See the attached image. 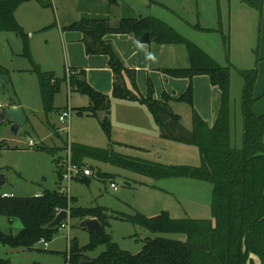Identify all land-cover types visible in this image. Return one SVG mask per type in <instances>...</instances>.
Segmentation results:
<instances>
[{
  "label": "rangeland",
  "instance_id": "374dc122",
  "mask_svg": "<svg viewBox=\"0 0 264 264\" xmlns=\"http://www.w3.org/2000/svg\"><path fill=\"white\" fill-rule=\"evenodd\" d=\"M51 1L53 3L51 8H43L34 1L25 3L15 15L29 35L34 62L41 71L53 72L62 81L60 90L55 95L52 111L45 110L38 75L30 61L23 56L22 38L13 32H0V65L9 71L0 78L2 107L0 111L17 104L22 106L26 117V123L20 127L17 135L12 134L10 122L0 124V141H4L7 148L0 152V177L4 176L6 181L0 189V194L9 192L14 196L26 197L58 190L61 185L55 160L65 157L63 149L69 140L72 145L101 149L109 147V140L99 121L85 114L80 115L76 110L88 107L89 98L79 92L69 94L68 85L64 81L67 68H71L67 58L69 39L67 36L62 37L59 27L73 23L80 17L76 14V8L80 5L83 8L93 5L97 9H108L113 21L122 16L134 15L160 19L180 35L203 48L219 65L229 66L231 76L233 75L234 94L231 96L233 118L236 108L238 107V110L241 108V97L235 95L237 80L242 82L238 71L256 68L258 79L260 78L259 81L264 87V19L263 17L261 19L259 12L241 3L240 0ZM116 44L117 49L124 52L125 60L131 66L135 63L140 67L139 70L135 67L127 68L135 72V81L130 79L128 72L124 75L129 87H133L134 83L144 94L152 87L156 99H163L164 91L172 94L174 89L177 90L175 92L178 93L177 96L181 95L180 91L185 89L183 81L171 78L163 73V70L189 66V56L184 44L166 46L154 41L141 44L137 40L129 41L128 38H119ZM176 52L185 56V61L179 60L177 64L174 63L173 55ZM149 53L154 54V60L148 59ZM146 65L147 72L144 71ZM205 104L207 108H204ZM169 105L175 114L181 116L182 125L192 129L191 107L187 103L177 101H170ZM67 106L73 107L74 111L70 122L64 125L59 118ZM201 107L205 116H209V106L205 100L199 106ZM66 125L70 126L69 132L63 129ZM185 126L184 128L188 129ZM236 134L237 131L233 128V141L240 146L242 137L237 138ZM31 141L35 147L29 146ZM168 144L170 145L168 154L162 153V156L128 148L115 150L168 166L186 165L185 163L193 164L194 167L201 165L198 148L172 141H168ZM37 146L54 149L56 153L52 155L50 152L39 151L36 149ZM182 150L193 153L187 155ZM85 163L95 176L71 183L70 195L75 199V203L71 204L75 207L86 209L101 207L108 210L110 216L116 214L133 216L141 213L146 217H155L166 211L175 219L212 220L214 187L210 182L187 177L155 179L110 163L92 159H86ZM101 174L108 177H102ZM112 182L117 185V191L111 187ZM65 211L69 212L70 208ZM80 223L79 220L71 219L61 226L50 241L46 240L49 245L47 250L40 244L43 239L36 242L32 249L11 248L0 242V261H5V264H66L64 254L68 251L69 238H77L81 246L90 242L91 234L81 229ZM21 231L23 226L19 219L10 220L0 216V232L3 235L17 236ZM106 232L121 249L132 254L142 251L146 239L186 240L183 234H155L139 225L113 217L109 219ZM104 251L105 247L100 246L95 251L87 253V256L95 259ZM255 260L258 263V259Z\"/></svg>",
  "mask_w": 264,
  "mask_h": 264
},
{
  "label": "trees",
  "instance_id": "16d2710c",
  "mask_svg": "<svg viewBox=\"0 0 264 264\" xmlns=\"http://www.w3.org/2000/svg\"><path fill=\"white\" fill-rule=\"evenodd\" d=\"M37 2L43 8L53 7L51 0H0V32H13L23 41L26 57L39 78L42 99L46 112L54 109V98L60 90L61 80L53 72H43L34 62L31 54L29 35L16 19V11L25 3ZM154 1V0H150ZM263 17L264 0H241ZM79 10H85L82 5ZM85 12V11H83ZM200 29V28H198ZM63 31L79 32L83 35L87 55H105L109 58V67L114 73L111 96L97 91L86 80L85 71H72L64 79L71 92L87 96L90 105L76 109L78 114L99 120L101 128L110 142L107 149L85 145H72L73 162L87 167L86 159L129 168L152 178L187 177L213 184L212 220L191 218L175 219L164 211L155 217H146L141 213L133 216L116 214L110 216L108 210L101 207L78 208L72 197L69 200L59 190L45 191L39 196H9L0 194V216L10 220L19 219L23 231L17 236H5L0 232V242L11 248L32 249L41 239L50 241L59 226L50 228L57 210L70 208V219L82 222L85 219H97L102 229L91 234L90 242L81 246L77 238L71 239V264H264V115H256L254 107L258 102L255 87L258 81L256 68L239 70L244 81L241 96L243 116L242 146L232 144L231 129V69L219 65L211 56L195 43L176 32L167 23L155 17L137 18L124 16L116 26L108 16L83 15L80 21L63 28ZM148 33L150 42L161 45L184 44L190 61L188 68L164 69L163 73L174 79H188L185 93L172 98L166 92L162 101L154 97L149 88L144 96L133 83L129 87L125 73L135 81V72L127 69L111 43L105 40L108 35H132L139 39ZM149 42V43H150ZM0 65V78L8 74ZM208 76L212 86L221 92V104L215 125L209 127L195 109L193 80L197 76ZM130 100L144 105L159 127L161 137L179 144L195 146L200 151L199 167L164 165L128 157L112 150V126L108 119L111 99ZM187 103L192 109V129H185L181 117L171 109L169 102ZM17 105V104H15ZM99 112H107L100 119ZM68 145V144H67ZM67 146L63 149L66 150ZM5 142L0 141V152L6 150ZM37 150L50 152L54 149L37 146ZM57 164L58 181L61 169ZM102 177H108L101 174ZM90 178H81L87 180ZM139 225L155 234H183L185 241L166 238L146 239L138 254H132L119 247L106 232L109 219ZM105 247L97 258L90 259L87 253ZM68 252L66 253L67 256ZM255 258L258 259V263ZM0 261V264H5Z\"/></svg>",
  "mask_w": 264,
  "mask_h": 264
},
{
  "label": "crops",
  "instance_id": "0c3cea01",
  "mask_svg": "<svg viewBox=\"0 0 264 264\" xmlns=\"http://www.w3.org/2000/svg\"><path fill=\"white\" fill-rule=\"evenodd\" d=\"M84 9L85 10L80 11L79 7L76 8V14H79L80 17L78 19H75L76 20L75 22L80 21L84 14L90 15V16L101 15V16H108L111 20V24L113 26H116L119 23V21L124 17L122 16L118 20H114L116 21L114 22L112 20L111 13L108 9H103V10L97 9V7L93 5L89 6L88 8H84ZM134 17L136 16L134 15ZM137 18H143V17H137ZM16 19H17V16H16ZM263 19H264V8H263ZM17 21L19 22L18 19ZM71 24L72 23H69L66 25H60L59 27L62 37L65 38L67 36L69 39L68 40L69 46L67 48L68 49L67 58L71 64V65L69 64L71 66L70 69L73 71H78V72L85 71L86 80L92 87H94L97 91L105 95L111 96L112 90H113V84H114V73L109 67V58L105 55H87L85 44L83 42V35L79 32L63 31V28ZM119 38H128L129 41L137 40L138 42L139 40L136 39L132 35L130 36L129 35H108L105 37V40L111 43V45L113 46V48L115 49V51L117 52L119 57L122 59L123 63L125 64L127 68L135 67L136 70H139L140 67H138L135 63L131 66L125 60L124 52L123 51L121 52L120 50L117 49L116 43ZM170 46H175V45L170 44ZM173 57H174L173 58L174 63L176 64L179 60L185 61L184 60L185 56L183 57L181 53L179 54V52H176V54L173 55ZM189 66H190V61H189ZM188 67H177L174 69H181V68H188ZM147 69H148V65H146V67L144 68V71L147 72ZM102 74H104V76ZM178 80L183 81L184 83L185 89L183 88V90L180 91L182 92L181 93L182 95L183 93L186 92L189 86V80L188 79H177V81ZM259 80L260 78L258 79V81ZM241 81L242 82H239L237 80L236 88H235V95L240 96V97L242 96L241 94H242V90L244 87L243 79ZM258 81L255 87V96L258 98V102L256 103L254 107V112L256 115L260 116V115H264V98H263L264 97V87L261 85V81L259 82ZM193 83H194V88H195V109L200 114V116L205 120V122L209 125V127H212L215 125V122L217 120V116L219 113L220 104H221V92L217 87H214L211 85L209 77L205 75L195 77L193 80ZM164 92H166L172 98L179 97V95L177 96L178 93H175L177 92L176 89H174L172 94L167 91H164ZM238 92H240V95H238ZM142 94L144 96L147 95V93L146 94L142 93ZM233 94L234 93H233V75H232L231 76V96H233ZM157 100L162 101V99H157ZM204 100L208 103V106H209V114H208L209 116L207 117L202 111L203 108L202 107L199 108V106H201V103ZM113 101H117V102H113ZM15 107L22 108V106L20 105H13L12 108H15ZM204 108H207V104H205ZM71 109L73 112L74 108L72 107ZM106 113L107 112H99L98 117L100 119H103L106 117L107 115ZM108 119L110 120L111 126H112V138H111L112 147L111 148L115 152L128 156V157H133V158H138V159H140L138 156L126 155L123 151H116L115 148H119V149L128 148V149L137 150V151H140L141 153H147V154L156 153L158 156L160 155L162 156V153L168 154L167 151H168V148L170 147V145L168 144L169 140L161 137V132H160L159 127L155 124L153 116L151 115L149 110L144 105L138 102L130 101V100H119V99L113 98L111 99V108L109 111ZM190 128L188 129L190 130ZM233 128L237 131V134H236L237 138H241L243 136V116H242L241 108L240 110H238V107L236 108L235 118H233V110L231 108L232 132H233ZM115 132H118V134L116 135ZM241 141H242V138H241ZM232 144L236 148H240L242 146V142L240 146L237 143L235 144L233 141V137H232ZM185 146L195 147V146H190V145H185ZM195 148L197 149V147ZM182 151L183 153L187 155L190 153H193L188 150H182ZM171 153L174 154L173 151ZM192 158H194V156H192ZM142 160H144V158H142ZM145 160H148V159H145ZM185 164H186L185 166L194 167L193 164H189V163H185ZM4 194L12 195L9 192H4L2 195ZM42 194H37L36 196H39ZM64 255H66V253Z\"/></svg>",
  "mask_w": 264,
  "mask_h": 264
},
{
  "label": "built area",
  "instance_id": "2783aa9c",
  "mask_svg": "<svg viewBox=\"0 0 264 264\" xmlns=\"http://www.w3.org/2000/svg\"><path fill=\"white\" fill-rule=\"evenodd\" d=\"M71 73H73L72 71H70L69 68H67V77L69 78ZM1 105H0V109H1ZM71 117H72V109L67 107L65 108L62 113L60 114V122H62L64 125L65 124H68V122H70L71 120ZM64 131L66 132H69L70 131V126L69 125H66L64 128ZM29 146L30 147H35L36 145L34 144L33 141H31L29 143ZM66 153L65 157L64 158H60L59 159V162H58V167L59 169H61V179H60V182L59 184L61 185L58 190L60 192V194H63L65 195L69 200H71V195H70V185L73 181L75 180H79L81 178H91V177H94V173L92 172L91 169L87 168V167H82V166H79L77 164H75L73 162V159H72V149H71V141L69 140L68 142V145H67V148L66 150L64 151ZM111 187L117 191L118 188H117V185L112 182L111 183ZM4 197H9V196H13V195H9V194H4L3 195ZM63 211V210H59L58 211V214ZM65 211V210H64ZM68 213V219L64 222H62L60 225H59V228L61 226H64L65 223H68L70 219V211L67 212ZM71 239L72 238H69L68 239V254L66 256V259H65V263L66 264H71V258H70V242H71ZM40 244L44 246V249L47 250L49 248V245L47 243L46 240H41L40 241Z\"/></svg>",
  "mask_w": 264,
  "mask_h": 264
},
{
  "label": "water",
  "instance_id": "95a60500",
  "mask_svg": "<svg viewBox=\"0 0 264 264\" xmlns=\"http://www.w3.org/2000/svg\"><path fill=\"white\" fill-rule=\"evenodd\" d=\"M140 43H149L150 42V35L148 33L142 35L139 39ZM11 123V132L13 135H17L20 127L25 125L26 117L21 107L15 108H8L6 110L0 111V124L4 122ZM6 183L4 176L0 177V189ZM68 219L67 211H61L55 220L50 224V228L58 227L62 222ZM79 227L81 229L87 230L90 234L97 233L102 229L101 223L97 219L89 218L83 220Z\"/></svg>",
  "mask_w": 264,
  "mask_h": 264
},
{
  "label": "clouds",
  "instance_id": "9594fccd",
  "mask_svg": "<svg viewBox=\"0 0 264 264\" xmlns=\"http://www.w3.org/2000/svg\"><path fill=\"white\" fill-rule=\"evenodd\" d=\"M148 59H149V60H154V59H155L154 54L149 53V54H148Z\"/></svg>",
  "mask_w": 264,
  "mask_h": 264
}]
</instances>
